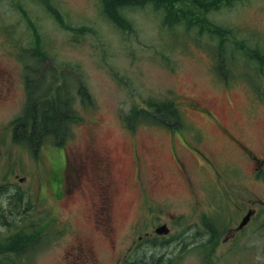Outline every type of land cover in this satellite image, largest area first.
Instances as JSON below:
<instances>
[{
  "label": "rangeland",
  "instance_id": "1",
  "mask_svg": "<svg viewBox=\"0 0 264 264\" xmlns=\"http://www.w3.org/2000/svg\"><path fill=\"white\" fill-rule=\"evenodd\" d=\"M106 3H0V238L1 231L18 230L30 220L38 227L47 219L53 222L37 243L13 257L16 264H77L74 257L79 242L83 249L93 245L97 264L115 261L106 239L93 229L96 217L104 224L101 214L77 192L81 185L93 190L97 184L102 187L95 172L100 166L97 154L104 157L106 153L103 162L107 160L113 175L116 200L111 221L117 230V243L123 244L121 232L127 222L135 221L141 202L135 172H141V180L149 179L148 193L167 204L170 213L163 216L182 214L180 222L191 216L193 193L203 198L204 204L208 195L213 199L220 192L224 195L217 210L207 213L205 208L211 221L205 223L207 226L220 222L222 215H233L237 206L264 201V173L257 174L264 171V64L246 61L249 48L264 51V0H234L210 11L190 6L198 21L194 28L175 21L165 25L163 11L147 4L124 13L130 23L124 31L105 17L102 8ZM4 4L8 5L6 10ZM203 18L230 31V36H224L223 54L227 65H232L220 70L227 71V85L217 69L219 41L203 32ZM60 71L67 75L65 79L59 77ZM49 75L57 84L63 80L70 84L73 108L80 120L72 125L61 146L46 141L34 157L24 145L12 141L9 124L23 109V79L27 77L31 90L39 81L46 90ZM79 86L87 99L76 94ZM148 99L173 102L180 122L192 134L187 138L178 127L182 142L207 158L196 159L178 139L173 140L188 181L169 152V135L159 125L127 121L132 108L147 110L144 102ZM128 124L134 128L132 134L124 129ZM134 148L140 153L144 148L148 151L149 170H144L143 163L135 168L127 158ZM122 180L131 186L125 187ZM219 198L222 201L221 195ZM195 203L203 213V203ZM103 218L106 221L105 214ZM231 225L223 223L209 262L204 260L209 257L204 256L209 251V230L203 225L206 245L196 253H203V258L195 255L191 260L185 255L177 264H264V221L251 223L234 242L226 238L234 227ZM1 258L8 261L11 256L3 252Z\"/></svg>",
  "mask_w": 264,
  "mask_h": 264
},
{
  "label": "trees",
  "instance_id": "2",
  "mask_svg": "<svg viewBox=\"0 0 264 264\" xmlns=\"http://www.w3.org/2000/svg\"><path fill=\"white\" fill-rule=\"evenodd\" d=\"M232 1L234 0H105L107 3L103 6V11L109 21H112L121 31L130 28V23L125 20L124 13L129 9L142 8L147 4L151 5L155 11H163L165 25L169 21H175L176 23L184 24L186 28H194L197 26L198 21L195 19L190 6H194L203 11H210L226 6ZM47 9L53 16L57 14L52 11L50 5H47ZM57 17L59 16L57 15ZM203 20V23H206L203 24L206 25V27H203V32L204 30L207 31L209 33L208 35L216 37L219 41L216 62L217 67L219 66L220 68L217 69L220 71L224 69L222 67L231 66L232 64L227 65L225 54H223L224 42L227 40L224 36H230V31L221 29L213 24L208 27L206 19L203 18ZM37 39L39 40L38 36H36ZM36 45L38 46V44ZM252 48H249V57L246 58L247 60H242H246L248 63L257 62L264 64V51H259V48L255 46ZM62 76L59 75V77ZM26 87L27 96L25 108L22 114L11 123L12 141L25 145L33 153L45 141L57 147L61 146L69 137L72 124L80 120L77 112L73 108L74 98L70 89L72 87L66 83V80L57 84V80L54 79L53 75H49V78H47V89L45 91L37 94L36 91L31 90L29 81ZM76 94L82 99H87L85 90L82 87L80 88V86L76 90ZM144 104L147 110L142 109L139 111L137 108H132L130 115L126 117L127 121L133 124L136 119L145 120L167 127L182 124L177 108L173 102L152 101L148 99V102L145 101ZM40 224L38 227L30 220L29 224L19 225L18 230L13 227V230L6 231L0 239V255L4 252L9 254L11 258L8 261L4 258L2 260L1 258L0 264L1 262L2 264H16L13 257L15 255H21L24 250L31 248L39 241L46 228L50 230L53 227L51 219H47V221ZM4 261L6 262L3 263Z\"/></svg>",
  "mask_w": 264,
  "mask_h": 264
},
{
  "label": "flooded vegetation",
  "instance_id": "3",
  "mask_svg": "<svg viewBox=\"0 0 264 264\" xmlns=\"http://www.w3.org/2000/svg\"><path fill=\"white\" fill-rule=\"evenodd\" d=\"M158 128L169 135V152L176 163L182 161L178 153L179 148L175 149V146L172 143L173 140L175 142L177 139L180 141L181 145L183 144L182 146H185L184 148H187L193 153L196 159L203 158V154L201 152H195L191 148L186 147V144L182 142V136L176 131L177 129L167 126H159ZM124 129L128 130L127 133L129 134L134 132L132 131L134 129L132 127L125 126ZM187 137L190 138L191 136ZM95 152L96 151L94 150L92 151L94 156H96ZM140 152L141 151L134 148L133 152H128L126 156L133 162L135 168H138L139 163H143L145 166L144 170H149L147 164V156L149 153L145 148L142 153ZM199 154L202 157H200ZM105 155L104 157H101V155L99 156L97 154L96 161L100 162V166L95 167V172L101 177L102 187H99V184H97L93 190L88 187L82 188L81 185L77 187V192L81 193L84 202L87 204L92 203L91 207L95 210V212L97 211V213L101 214L104 224H100V218L98 217L97 219L96 217V219L92 222L94 226L93 229L94 231H100L101 235L106 239L109 246V252L112 257H115V261H113L112 264H136L133 263L134 261L139 264H173L174 262L177 264L180 258H185V255H190L191 260L195 255H200V257L203 258V253H196L199 248L203 249V236L207 235L205 234V230H203V213L195 203L197 201L203 202V198L195 197L197 195L193 193L192 196H194V198H192L193 205L191 207V216L187 221L180 222L183 218L173 214L163 216L164 213L169 212V209L167 211V208L165 207L167 204H164V202L148 193L149 179L148 182L141 180V172L140 175L136 172L134 173L135 186L141 189V192L138 191V195H141V202L138 206L137 217L135 221L127 222L126 227L121 232L123 244L115 241L117 230L114 228L111 216L113 215V206L116 200V194L115 186L112 180L113 175L109 170V163H107V160L105 164L103 162L105 157L107 159V156ZM203 159L206 160L207 158ZM152 180H154V178H152ZM154 182H156V180ZM122 184L125 187L131 186V184L125 180H122ZM172 208L175 207H171L170 209ZM248 209L249 207H247V210ZM104 214L106 215V221L103 218ZM255 216L256 211L251 216V219ZM242 217L241 214L236 217H232L230 224L235 227L232 229V232L228 231L229 233L226 236L228 241H232L235 235H238L241 230L249 225L251 219L243 229L236 230V226L239 224ZM258 217H260V219H264V213H260ZM205 218H207L206 215ZM82 246L83 245L79 242L78 252L74 257L76 263L97 264L98 257L93 250H91L93 245L90 248L84 247L85 250Z\"/></svg>",
  "mask_w": 264,
  "mask_h": 264
},
{
  "label": "clouds",
  "instance_id": "4",
  "mask_svg": "<svg viewBox=\"0 0 264 264\" xmlns=\"http://www.w3.org/2000/svg\"><path fill=\"white\" fill-rule=\"evenodd\" d=\"M0 3H2V0H0ZM8 8L7 4H4V9L6 10Z\"/></svg>",
  "mask_w": 264,
  "mask_h": 264
},
{
  "label": "water",
  "instance_id": "5",
  "mask_svg": "<svg viewBox=\"0 0 264 264\" xmlns=\"http://www.w3.org/2000/svg\"><path fill=\"white\" fill-rule=\"evenodd\" d=\"M244 224V221L242 222L241 226Z\"/></svg>",
  "mask_w": 264,
  "mask_h": 264
}]
</instances>
